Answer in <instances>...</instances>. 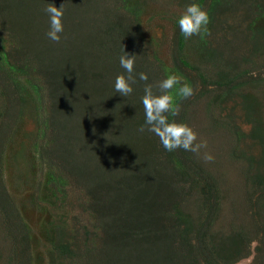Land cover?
I'll list each match as a JSON object with an SVG mask.
<instances>
[{
  "label": "trees",
  "instance_id": "obj_1",
  "mask_svg": "<svg viewBox=\"0 0 264 264\" xmlns=\"http://www.w3.org/2000/svg\"><path fill=\"white\" fill-rule=\"evenodd\" d=\"M193 2L210 19L209 32L198 39L203 45L200 63H217L218 70L213 76L196 71L204 89L192 100L171 91L179 112L169 114V120L187 124L185 107L197 99L210 100L205 103V114L213 116L208 129L233 141H228V150L230 160L240 167L237 187L221 180L196 151H166L146 126L138 131L145 122L140 100L145 84L159 94L158 77L183 74L185 55L179 51L186 39L177 23L180 16L173 21L172 60L166 65L144 36L147 0H0V92L12 110L0 118L21 120L24 109L38 107L43 88L55 89L45 120L47 128L54 129L48 135L51 146L41 154L48 168L57 169L60 179L80 193L88 217L76 218L74 225L52 219L47 229L38 223L39 217H49L47 206L32 202L39 188L29 196L34 206L11 199L0 166V215L9 240L6 264H39L40 253L32 254L39 238L46 242L42 247L47 246V264H238L249 258L246 264H264V102L256 90L247 89L264 84V59L254 56L264 39V0ZM48 3L62 6L64 30L58 43L46 35ZM236 17L241 22L235 24ZM221 24L227 33L243 26L242 35L231 41L238 51L232 64L209 41L215 39L212 29ZM239 45L241 50L255 49V54L245 57ZM123 50L136 55V83L128 96L114 89L115 77L127 75L119 64ZM99 53L110 61L108 76L97 71L96 64L89 65L90 59L97 62ZM46 70L52 72L50 80L42 75ZM141 72L147 74L146 82L139 79ZM181 77L195 93L194 82ZM238 98L245 131L228 117L219 118L221 102ZM74 115L84 119L74 123ZM7 137H0V160ZM22 155L10 157L16 160L12 166H23L28 174ZM2 256L0 246V260Z\"/></svg>",
  "mask_w": 264,
  "mask_h": 264
},
{
  "label": "rangeland",
  "instance_id": "obj_2",
  "mask_svg": "<svg viewBox=\"0 0 264 264\" xmlns=\"http://www.w3.org/2000/svg\"><path fill=\"white\" fill-rule=\"evenodd\" d=\"M180 0H147V9L142 19V26L144 28V36L147 41H151L152 52L156 57L161 60L164 64L169 65L171 54L170 41L169 38L172 34V25L173 21L180 16L184 10L185 6L192 2V0L182 1V5H178ZM241 22L239 18H235V24ZM244 23V26L247 27L249 24ZM222 25V24H221ZM243 26L240 28L237 26L233 32H224V26L218 27L216 29H212L215 31V39L209 37V41L212 44V48L221 53L220 57L224 58L229 64H232L238 51L235 49V45L231 42L234 36H240L243 33ZM198 36H193L185 40L183 44V48L179 51L184 54L183 57V74L184 80L191 79L195 84V93L191 97L190 100L197 97L199 91L204 89L203 84H201L200 77L196 73V71H200L202 76L209 75L213 76L215 72L218 70L217 63L213 65H206L204 61H201L200 50H202V43L198 42ZM219 45V46H218ZM238 46V44H236ZM260 52L255 54L254 51L249 48L242 49V45H239L238 49L241 50L243 55L247 57L249 53L255 54L256 59H264V39L261 41ZM229 47L233 49H228ZM222 51V52H221ZM178 52V51H177ZM97 56V62L92 59L89 60V65L96 64L97 71L99 70L102 74L108 76L112 67L109 65L110 61H107L106 58L101 57V53ZM151 60L153 59L151 55H149ZM178 57V56H177ZM250 57V56H249ZM260 57V58H258ZM255 58V57H252ZM208 59V58H207ZM153 61V60H152ZM261 61V60H260ZM222 67H226L225 63H222ZM200 65L205 69L203 70ZM242 65V63H241ZM240 65V66H241ZM239 66V64H238ZM44 71V70H43ZM42 71V75L44 78L50 80L52 72L46 70V72ZM84 74L85 70L83 71ZM116 72V69L115 71ZM47 73V74H45ZM181 76L180 74H177ZM163 80V76L158 77L156 81ZM2 84L0 83V90H2ZM249 90H256V92L262 98L264 93V84L255 87L247 88ZM54 90L45 91L43 88L42 93L40 94V101H38V107H27V110H23L22 119L16 120L13 117L12 121L8 119L0 118V137L6 139L9 135L10 139L6 140L2 145V158L0 160V166L2 168V178L4 182V186L7 189V193H9L11 199L16 200L17 202L25 203L26 206L31 207L36 205L35 203H30L29 196L35 190V188H39V192L36 195H32L33 201L36 202L37 206H47V212L49 213V217L47 219H43L39 217L38 223H44L45 227L48 229L47 224H50L52 219H60L68 225H74L76 222V218H82L87 220L88 218L84 212L82 211L80 198V193L77 192V189H72L67 185L63 180L60 179L57 169H49V164L46 163L45 157L41 154V150L45 147L49 148L51 146L49 140V132L51 131L47 128L48 122L45 121L49 115V108L52 103L51 95L55 94ZM210 99V98H209ZM210 100H196L190 107H185L187 110V125L196 133L197 139L194 144L206 143V147L199 148L196 151L197 155L201 159V161L207 165H213L211 169L219 176L221 180L225 183L229 184V186L237 187L238 183H240L239 179V170L240 167L236 162H233L229 158V147L228 141L232 144L233 141L230 137L221 135L220 133H214L213 130H209L210 119L213 116H208L205 114L206 112V102ZM6 104L3 100V94L0 92V115L3 117V114L7 112V114H12L11 109H7ZM221 110L219 114V118H223L227 121L226 117L230 120L238 124L243 131L248 129V126L243 123L242 118V108L240 107L239 98L227 99L220 104ZM115 106V104H114ZM115 107H120L116 105ZM137 107V106H136ZM72 108V107H71ZM262 110V118L264 121V103L261 107ZM213 114L216 116L218 114V110L213 107ZM136 113L133 112L132 116ZM120 118V117H118ZM117 118V119H118ZM135 118V117H133ZM1 119H3L1 121ZM84 117H79L78 115L73 116L72 122L80 123ZM62 123L67 130H70L67 122L62 118ZM121 125V122L118 123ZM71 126V125H70ZM12 129L15 131L17 129V134H11ZM11 132V133H8ZM213 132V133H212ZM43 136V137H42ZM59 138L57 141H61ZM13 141V144H12ZM50 141H53V137L50 138ZM8 143L12 144L10 148H8ZM49 146V147H48ZM22 152V158L25 160L24 167H28V174H24L22 172V167H13L12 164L16 163L10 159L12 155H16V153ZM28 155H33L32 157H28ZM211 156L212 159H206V156ZM22 159V160H23ZM19 160V159H18ZM30 161V162H29ZM19 162V161H17ZM29 162V164H28ZM50 176V179H49ZM27 177V178H26ZM46 186V187H45ZM45 188L49 190L45 192ZM41 194V195H40ZM52 195V197H49ZM40 196L39 200L38 197ZM54 217V218H53ZM32 230H36L34 226H32ZM6 231L4 230L2 217L0 215V246L1 253L4 257H1L0 264H6L5 258L7 255V250L9 249V240L6 239ZM46 242L43 238H39L38 246L36 249L32 250V254L35 252L40 253L41 259L39 264H47L48 258H46L45 251L47 250ZM35 251V252H34ZM250 261L249 259H244V261H240L238 264H246Z\"/></svg>",
  "mask_w": 264,
  "mask_h": 264
},
{
  "label": "clouds",
  "instance_id": "obj_3",
  "mask_svg": "<svg viewBox=\"0 0 264 264\" xmlns=\"http://www.w3.org/2000/svg\"><path fill=\"white\" fill-rule=\"evenodd\" d=\"M49 17V30L47 37L54 41H60V33L63 32L62 6L57 8L54 4L48 3L45 9ZM210 22L208 13L201 8L198 3H189L185 6L184 12L178 18L180 33L185 39L198 36L202 32H209L208 24ZM136 55H129L124 52L119 57V64L125 70L124 73L118 74L114 80V89L122 96H128L133 93L132 84L136 83L133 75ZM141 81H147L146 73H139ZM183 77L169 73L156 85L159 94L154 93L153 85L146 83L143 89V96L140 98L144 109L145 122L138 131L144 132L145 126L147 131L152 132L159 137L160 143L166 151L184 149L185 151H198L201 147H206V143L194 144L197 139L196 133L185 123H179L175 120H169V114L175 116L179 112V106L175 104L174 96L171 94L176 89V95L185 99L191 97L193 89L187 82H182ZM211 160L212 157L206 156Z\"/></svg>",
  "mask_w": 264,
  "mask_h": 264
}]
</instances>
